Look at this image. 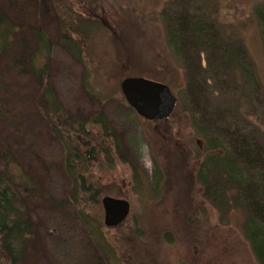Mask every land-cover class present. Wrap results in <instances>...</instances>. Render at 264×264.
Segmentation results:
<instances>
[{
  "label": "rangeland",
  "instance_id": "obj_1",
  "mask_svg": "<svg viewBox=\"0 0 264 264\" xmlns=\"http://www.w3.org/2000/svg\"><path fill=\"white\" fill-rule=\"evenodd\" d=\"M0 2L19 27L0 49V145L14 157L15 173L33 182L19 186L36 225L20 264H90L96 239L105 242L101 252L109 264H257L242 232L244 211H225L204 196L198 176L210 151L193 116L195 107L201 119L204 104L196 107L188 97L189 76L170 47L162 12L188 3L191 13L205 15L225 38L244 45L257 86L242 72L225 83L204 74L205 104L217 119L220 141L232 149L229 132L264 145V27L256 14L264 0H73L74 15L88 7L96 18L93 25L76 19L72 36L82 40L83 60L60 41L65 5L38 0L34 10L18 0ZM31 27L44 33L50 49L37 55V64L47 66L39 78L22 57L38 51ZM82 30L88 38L79 35ZM128 77L171 87L179 101L169 121H149L136 112L122 89ZM49 82L65 119L88 120L87 134L63 130L78 152L88 156L91 150L80 166L86 186L101 189L94 202L72 199L76 183L65 167L70 153L52 132L58 123L50 94H44ZM101 113L122 147L93 121ZM105 196L131 203L130 215L117 227L105 225ZM84 206L99 225L95 240V227L80 214Z\"/></svg>",
  "mask_w": 264,
  "mask_h": 264
},
{
  "label": "trees",
  "instance_id": "obj_2",
  "mask_svg": "<svg viewBox=\"0 0 264 264\" xmlns=\"http://www.w3.org/2000/svg\"><path fill=\"white\" fill-rule=\"evenodd\" d=\"M18 1L21 7L29 4L34 10L38 7V0H35L36 4L32 2L33 0ZM55 2L65 5L64 9L67 13V16L63 15L61 20L58 18L61 32H63L60 41L69 48L75 58L83 60L85 52L81 45L82 40L75 38L72 34L77 31V17L81 22L93 25L96 20L95 14H92L88 7H82V10L78 12L79 15H74L73 0H55ZM3 3L0 2V49H5L11 43L10 40L17 37L19 31V27L2 11ZM188 5V3L176 7L172 5L169 9L163 10L162 15L170 47L175 57L184 61L183 65L189 76L188 97L196 107L204 104L200 109L201 119L196 117L197 111L193 107L194 126L198 127L201 131L200 135L206 138V148L208 152L210 151L201 163L198 177L204 188V196L216 206L224 207L225 211L234 208L244 211L243 236L250 246L255 262L264 264V145L258 140L229 132L230 134L227 133L226 136L231 138L232 149L224 146V143L220 141L221 130L217 128L219 126L217 119H213L210 115L212 112L207 109L209 89L204 77V74H207L214 81L220 80L221 83H225L236 80L238 72L239 74L242 72L248 83L257 86L255 71L239 39L225 38L214 22L205 15L191 13ZM58 7L62 11L61 5ZM263 8H257L256 14L264 27ZM28 30L36 39L35 50L38 51L29 55L23 54L22 57H27L30 69L39 78L43 72H47V66L37 64L39 59L37 55L48 46L45 43L44 33L38 27H31ZM83 34L88 38V30L79 31L80 36L83 37ZM204 56L205 66H203ZM44 89L45 96L50 94V102L53 103L54 116L58 123L53 125L52 132L65 141L70 153L65 161V167L76 183V191L72 199L78 203L82 200L84 204V199L94 202L101 189L96 186H86L84 170L80 166L86 164L87 157L91 156V150L88 156L78 152L72 137L65 135L63 130L87 134L90 132L86 126L88 120L65 119L53 94L51 82ZM93 121L101 124L103 130H109L108 135L115 137L116 146L122 147L117 134L111 132V127L103 113L95 117ZM220 147L224 149V154L216 152ZM15 164L12 154L0 145V264H20L26 258L30 241L36 235V225L29 212L27 198L19 189L20 185L30 186L33 182L23 180L22 174H16L13 170ZM86 208L82 207L80 214L86 224H92L93 228L95 227V230H91V237L95 240L94 233L98 236L96 228L99 225H95V218L90 216ZM96 244L97 253H93L90 264H109L101 250L105 242L102 243L96 239Z\"/></svg>",
  "mask_w": 264,
  "mask_h": 264
},
{
  "label": "water",
  "instance_id": "obj_3",
  "mask_svg": "<svg viewBox=\"0 0 264 264\" xmlns=\"http://www.w3.org/2000/svg\"><path fill=\"white\" fill-rule=\"evenodd\" d=\"M122 89L130 105L143 118L151 121L168 119L174 113L178 97L168 84L140 78L128 77L122 82ZM105 224L115 227L123 223L131 212L129 200L113 196L102 199Z\"/></svg>",
  "mask_w": 264,
  "mask_h": 264
}]
</instances>
